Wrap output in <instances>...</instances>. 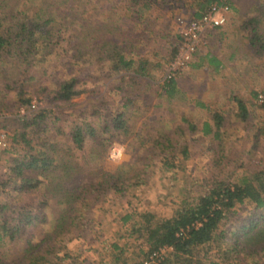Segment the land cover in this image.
Masks as SVG:
<instances>
[{
	"label": "rangeland",
	"instance_id": "rangeland-1",
	"mask_svg": "<svg viewBox=\"0 0 264 264\" xmlns=\"http://www.w3.org/2000/svg\"><path fill=\"white\" fill-rule=\"evenodd\" d=\"M199 1L171 0L164 5L153 3L142 10L140 17L131 12L132 7H127L130 4L127 0H91V4L86 5V16L108 23L109 27L118 30L127 39V54L137 59L143 58L148 72L145 75L132 77L126 74L119 79L118 73H115L109 77L108 85L100 83L93 86L90 76L95 74L94 55L91 54L88 62L87 75L86 67L78 65V61H81L79 58H74L75 65L70 64V50L61 47L65 43L61 46L54 44L52 48L45 49L44 54L39 52L34 59L35 71L26 70L24 63H17L13 59H0V101L6 102L0 106V131L5 132L7 141L6 147H0V178L3 179L7 161L15 150H20V145L13 141L15 120L23 114H33L38 111V106L46 104L44 98L47 93L39 91L40 86L46 84L52 87L63 76L70 74L87 80L90 89L71 98L57 112L63 124L79 113L93 118L94 110L112 111L115 114L122 108L123 101H128L123 109L131 128L126 133H118L111 140L103 138V155H94L98 142L91 139L83 148L71 147L70 152L73 153L72 160L76 159L82 164L77 176L96 167L115 170L117 165H121L119 168L129 176L125 184L135 181L133 175L136 173L143 181L127 185L121 192L108 189L99 197L95 192L85 193L74 211L82 215L80 220L84 221V225L80 221V225H64L56 237H63L64 249L72 254L71 258L64 260V264H113V252L121 248L123 252L118 262L125 259L133 264L138 263L144 259L143 252L147 246L143 238L128 233L131 221L123 223L121 217L124 214H137L148 209L158 216H167L173 213L183 197L198 194L205 177L213 174L233 177L244 167L264 169V108L257 105L261 102V90L264 89V0H226L229 4L227 22L219 28L203 31L189 63L181 64L173 71L178 89L176 93L171 97L163 90L162 83L176 55L173 48H178L176 18L193 17ZM132 6L138 8V5ZM252 18V22H247ZM254 26L257 28L254 34L258 36V42L251 45L248 37ZM254 48L263 49L257 53ZM81 49L90 52V48ZM206 53L215 56L219 62L200 57ZM195 61L201 62V65L193 66ZM95 72L100 74L101 69ZM31 73L34 77H29ZM8 81H13L12 86H15V81L22 83L25 96H37L34 98L36 108L30 110L26 107L22 113L21 105L18 106L16 102V89L8 88ZM107 86L108 92L105 93ZM252 91H258L257 98H253ZM38 94L44 97L41 99ZM234 95L244 98L250 109L246 122L236 116ZM99 97L104 107L99 105ZM213 110L220 111L225 117L219 139L214 138L212 132L203 131L204 122L212 120ZM163 132L169 134L167 136L174 146L160 151V146L153 145V141ZM143 136L146 144L140 142ZM184 145L188 150L186 156L179 152ZM218 159L221 165L215 166L214 162ZM144 162H148L147 167L143 165ZM167 162H171V166ZM96 178V174H86L82 182ZM14 192L7 185L0 192V201L10 196L14 200L21 199ZM39 197L37 188L26 192V198L31 202L33 200L32 204H37L34 200ZM47 204L45 211L48 221L32 226L35 237L54 232V225L57 224L54 216L58 215L55 213L62 212L65 206L55 204L53 200ZM251 204L246 203L244 216L255 209L252 210ZM256 210L264 211V207ZM113 243L120 247L113 248ZM18 254L13 253V257L18 258ZM142 264L153 263L143 260Z\"/></svg>",
	"mask_w": 264,
	"mask_h": 264
},
{
	"label": "trees",
	"instance_id": "trees-1",
	"mask_svg": "<svg viewBox=\"0 0 264 264\" xmlns=\"http://www.w3.org/2000/svg\"><path fill=\"white\" fill-rule=\"evenodd\" d=\"M82 1L0 0V59H13L17 63H24L26 70L35 71L34 59L39 52L44 54L43 51L52 48L54 44L61 46L65 43L61 47L70 50V64L75 65L74 58H79L81 61H78V65L86 67L87 75L88 62L91 54L94 55V70L101 69V72L99 74L94 71L95 74L90 76L93 86L100 83L108 85L109 77L115 73H118L119 79L126 74L132 77L145 75L147 71L143 58L137 59L127 54V39L110 26L111 29L108 23L86 16V5H90L91 0ZM127 1L130 3L127 7H132L131 12L140 17L142 10L153 3L164 5L171 0ZM212 1L214 0H200L193 16H200ZM132 5H138V8ZM253 20L254 18L247 22ZM255 31L257 28L254 26L248 37L251 45L258 42ZM81 48H90V52ZM176 49L174 46V54ZM261 49L263 48H254V51L259 53ZM204 56L209 61L219 62L210 53L200 57ZM192 65L200 66L201 62L195 61ZM29 77L34 75L31 73ZM12 82L8 81L7 86L16 89L18 106L29 105L37 97L31 94L25 96L22 83L15 81V86H12ZM162 84L164 92L171 97L178 90L174 75L166 76ZM88 89L90 85L86 79L76 74L63 76L52 87L46 84L40 86L39 91L47 93L44 106H38V111L31 115L23 114L15 120L13 141L20 145V150H15V154L6 163L3 172L5 178H0V192L9 185L15 191L14 195L21 199L14 200L10 196L9 199L0 201V264H64V260L71 258L72 254L64 249L65 244L61 240L63 237H56L60 235V229L64 225H84V221L80 220L82 215L74 211L78 209L76 204L84 198L85 193L95 192L100 196L108 189L121 192L127 185L143 181L136 173L133 175L135 181L125 184V179L129 176L119 168L121 165H117L115 170L96 167L77 176L82 164L76 159L72 160L71 147L83 148L89 139L95 140L98 147L94 149V155L101 156L105 148L103 138L111 140L113 136L126 133L131 128L123 109L128 101H123L122 108L115 114L112 111L94 110L96 113L93 118L79 113L63 124L64 121L57 112L71 98ZM104 91L108 92V86ZM261 92L263 97L257 105L264 108V89ZM258 95V91H252L253 98ZM38 97L42 99L44 96L38 94ZM101 97L99 105L104 107L101 105ZM234 99L237 104L236 116L246 122L250 109L245 99L239 95H234ZM5 104L4 100L0 101V106ZM211 118V122H204L203 131L212 132V136L219 139L225 117L220 111L213 110ZM38 134H41L39 138ZM167 135V132H163L153 141V145L160 146V151L167 146H174ZM140 142L146 144L144 136ZM179 152L186 156L187 147L182 146ZM147 163L144 162L143 165L147 167ZM166 164L171 166V162ZM214 164L221 165L220 160ZM86 174H96L97 178L82 182ZM202 183L198 194L183 197L170 215L158 216L144 209L137 214L127 213L121 217L123 223L131 221L129 234L145 240L147 248L142 251L144 258L160 246L170 245L172 248L158 264H264V211L256 210L264 207V169L244 167L233 177H218L213 174L203 178ZM33 188L39 189L40 197L34 200L37 204H32L33 200L31 202L26 198V192ZM49 200L65 206L62 207V212L55 213L58 215L54 216L57 221L54 232L35 237L32 226L48 221L45 206ZM246 203H252L251 208L255 209L244 216ZM225 224H228L227 227ZM112 247L120 246L113 243ZM122 252L123 248L113 252L115 264H131L125 259L118 262ZM13 253H19L18 258L13 257Z\"/></svg>",
	"mask_w": 264,
	"mask_h": 264
},
{
	"label": "built area",
	"instance_id": "built-area-1",
	"mask_svg": "<svg viewBox=\"0 0 264 264\" xmlns=\"http://www.w3.org/2000/svg\"><path fill=\"white\" fill-rule=\"evenodd\" d=\"M229 13V4L226 0H214L212 1L202 14L198 17L183 18L177 16V27H178V48L175 57L173 58V65L168 70L167 76H171L173 71L177 69V66L187 64L191 58L193 52L196 50L195 46L199 42L202 32L210 28L221 26L227 22ZM176 63V64H175ZM37 106L36 100L33 98L29 105L21 106L20 111L25 112L26 107L30 110L35 109ZM6 134L0 131V147H6ZM172 246L162 245L158 249L150 252L146 258L142 259L141 262H152L158 264L159 261L165 256L168 250Z\"/></svg>",
	"mask_w": 264,
	"mask_h": 264
},
{
	"label": "crops",
	"instance_id": "crops-1",
	"mask_svg": "<svg viewBox=\"0 0 264 264\" xmlns=\"http://www.w3.org/2000/svg\"><path fill=\"white\" fill-rule=\"evenodd\" d=\"M196 11V10H195ZM194 11V12H195ZM224 25V24H223ZM222 26V25H221ZM220 26H218V27H215L214 29H216V28H219ZM214 29H212V30H214ZM111 264V263H110ZM113 264H115V262L113 263ZM131 264H133V263H131ZM142 264V263H141Z\"/></svg>",
	"mask_w": 264,
	"mask_h": 264
}]
</instances>
